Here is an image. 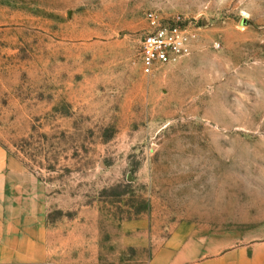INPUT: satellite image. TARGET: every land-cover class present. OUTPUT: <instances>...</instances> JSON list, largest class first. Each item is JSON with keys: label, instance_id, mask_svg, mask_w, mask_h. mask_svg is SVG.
Masks as SVG:
<instances>
[{"label": "rangeland", "instance_id": "1", "mask_svg": "<svg viewBox=\"0 0 264 264\" xmlns=\"http://www.w3.org/2000/svg\"><path fill=\"white\" fill-rule=\"evenodd\" d=\"M152 12L199 37L147 75ZM184 226L264 264V0H0V264H133Z\"/></svg>", "mask_w": 264, "mask_h": 264}, {"label": "built area", "instance_id": "2", "mask_svg": "<svg viewBox=\"0 0 264 264\" xmlns=\"http://www.w3.org/2000/svg\"><path fill=\"white\" fill-rule=\"evenodd\" d=\"M150 31L146 35L141 52L143 71L153 74L158 67L172 64L190 55L198 40L196 30L188 29L178 21L163 24L155 13H149Z\"/></svg>", "mask_w": 264, "mask_h": 264}, {"label": "crops", "instance_id": "3", "mask_svg": "<svg viewBox=\"0 0 264 264\" xmlns=\"http://www.w3.org/2000/svg\"><path fill=\"white\" fill-rule=\"evenodd\" d=\"M191 235L190 227H181L173 240L165 247L160 248L151 259L133 264H230L227 261H229L231 255L210 257L205 243L191 240ZM21 257L16 249H10L7 243L4 250H0V263L13 262Z\"/></svg>", "mask_w": 264, "mask_h": 264}]
</instances>
